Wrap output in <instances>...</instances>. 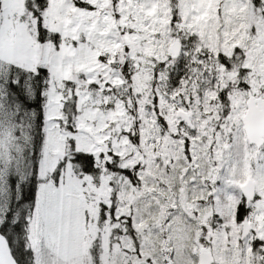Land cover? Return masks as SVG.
Instances as JSON below:
<instances>
[{
    "label": "snow or ice",
    "instance_id": "obj_1",
    "mask_svg": "<svg viewBox=\"0 0 264 264\" xmlns=\"http://www.w3.org/2000/svg\"><path fill=\"white\" fill-rule=\"evenodd\" d=\"M0 264H264V0H0Z\"/></svg>",
    "mask_w": 264,
    "mask_h": 264
}]
</instances>
